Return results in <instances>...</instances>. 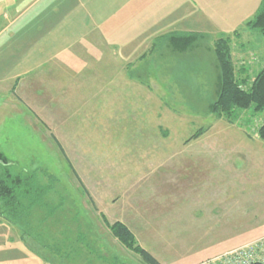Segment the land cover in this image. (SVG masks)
Listing matches in <instances>:
<instances>
[{"label": "rangeland", "instance_id": "374dc122", "mask_svg": "<svg viewBox=\"0 0 264 264\" xmlns=\"http://www.w3.org/2000/svg\"><path fill=\"white\" fill-rule=\"evenodd\" d=\"M245 23L216 25L183 52L156 47L132 64L127 83L108 75L85 83L101 106L68 116L78 81L66 113L44 120L49 127L5 89L0 158L49 188L22 221L0 217V264H143L112 234L115 221L160 264H198L263 240L264 140L255 133L264 114L229 122L207 113L220 73L214 41L238 30L244 47L233 46L234 63L254 56L250 77L262 68L264 38Z\"/></svg>", "mask_w": 264, "mask_h": 264}, {"label": "crops", "instance_id": "0c3cea01", "mask_svg": "<svg viewBox=\"0 0 264 264\" xmlns=\"http://www.w3.org/2000/svg\"><path fill=\"white\" fill-rule=\"evenodd\" d=\"M261 1H2L1 5H7L0 9V94L11 90L38 121L49 127L44 120L60 117L54 113L56 109L66 113L70 86L80 81L82 95L73 96L78 104L68 116L77 109L81 116L102 102L101 97L84 90L85 83H95L102 75L122 77L127 83L132 64L152 54V46L163 35L187 31L208 35L221 23L251 19ZM254 60L253 56L244 63L249 73ZM253 240L256 238L250 242Z\"/></svg>", "mask_w": 264, "mask_h": 264}, {"label": "trees", "instance_id": "16d2710c", "mask_svg": "<svg viewBox=\"0 0 264 264\" xmlns=\"http://www.w3.org/2000/svg\"><path fill=\"white\" fill-rule=\"evenodd\" d=\"M257 8L254 16L246 21L244 26L251 33L257 32L264 38V0L260 2ZM232 32L231 36L224 35L225 37H220L212 44L220 73L217 77V96L207 107L208 114H214L219 118L225 117L229 122L235 120L240 112L249 111L255 115L264 114V64L252 77L253 79L249 76V69L244 64L245 62L240 66L236 65L232 55L233 46L237 44L241 48L244 46L242 42H238L240 32L236 29ZM203 39H206V35L198 32H174V34L163 35L158 43H155L152 47L154 49L166 44L173 51L183 52L186 49L195 48L197 43ZM201 133H203V128L191 137H198ZM256 135L264 140V118L256 129ZM52 138L55 144L58 145L61 154L65 156L64 150L56 137L52 135ZM68 165L71 167L75 178H78L73 167L70 164ZM35 175L34 173L28 175L13 174L8 162L0 158V217L4 221L16 224V221L20 222L29 215V207L38 205V198L41 200V195L46 193L49 187L40 186ZM80 186L84 189L82 183H80ZM84 192L87 195L85 189ZM87 197L89 198L88 195ZM107 225L122 245L141 257L143 264H160L150 252H147L136 242L134 233L126 224L115 221L112 225L108 223ZM251 264L264 263L253 262Z\"/></svg>", "mask_w": 264, "mask_h": 264}, {"label": "built area", "instance_id": "2783aa9c", "mask_svg": "<svg viewBox=\"0 0 264 264\" xmlns=\"http://www.w3.org/2000/svg\"><path fill=\"white\" fill-rule=\"evenodd\" d=\"M253 262L264 263V239L252 241L198 264H251Z\"/></svg>", "mask_w": 264, "mask_h": 264}]
</instances>
